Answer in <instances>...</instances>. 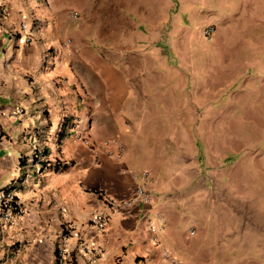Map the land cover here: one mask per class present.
I'll return each instance as SVG.
<instances>
[{
    "label": "crops",
    "instance_id": "0c3cea01",
    "mask_svg": "<svg viewBox=\"0 0 264 264\" xmlns=\"http://www.w3.org/2000/svg\"><path fill=\"white\" fill-rule=\"evenodd\" d=\"M96 1L0 0V189L13 184L24 209L0 223V264H60L62 249L68 264H228V252H196L170 227L156 236L154 222L165 229L174 214L159 184L167 159L137 134L146 121L123 115L129 74L90 48L85 21L74 20L72 6L89 19ZM195 153L191 143L181 164ZM138 186L151 203L134 200ZM95 213L109 216L101 232Z\"/></svg>",
    "mask_w": 264,
    "mask_h": 264
},
{
    "label": "rangeland",
    "instance_id": "374dc122",
    "mask_svg": "<svg viewBox=\"0 0 264 264\" xmlns=\"http://www.w3.org/2000/svg\"><path fill=\"white\" fill-rule=\"evenodd\" d=\"M77 7L83 39L130 76L124 117L143 118L137 134L167 159L174 214L156 236L264 264V0H97L89 19Z\"/></svg>",
    "mask_w": 264,
    "mask_h": 264
},
{
    "label": "built area",
    "instance_id": "2783aa9c",
    "mask_svg": "<svg viewBox=\"0 0 264 264\" xmlns=\"http://www.w3.org/2000/svg\"><path fill=\"white\" fill-rule=\"evenodd\" d=\"M2 14V13H0ZM20 29L21 31H27L28 27L26 25V23H22L20 25ZM30 33L28 34V36H26V41L30 42L31 38H30ZM0 139H1V135H0ZM86 144L89 145V142H86ZM103 149H109L110 144L108 142H103L102 146ZM106 153L109 154V151H106ZM111 155V154H110ZM148 174L147 173H142L141 178L143 180L147 179ZM101 196V193H98ZM135 201H141L145 204H149L152 202V196L149 193V191H147L144 186H138L136 188V192H135ZM107 207L108 209H114V205H112L111 201H106ZM24 213V209L22 208V205L20 203H18V200L15 196V191H14V187L13 184L7 185L6 187L0 189V223L3 227H10L14 224L15 219L17 217H19L20 215H22ZM108 215L104 214V213H95L90 221L91 224L97 229V231L101 232L104 230L106 223L108 221ZM58 262L60 264H68V260L66 259L65 256V251L62 249L59 251V255H58Z\"/></svg>",
    "mask_w": 264,
    "mask_h": 264
}]
</instances>
